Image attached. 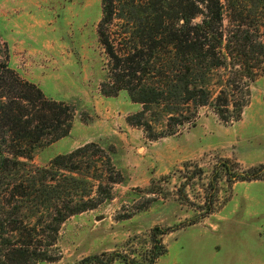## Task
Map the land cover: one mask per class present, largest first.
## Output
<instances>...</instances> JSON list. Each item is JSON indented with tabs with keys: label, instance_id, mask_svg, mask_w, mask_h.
<instances>
[{
	"label": "rangeland",
	"instance_id": "obj_1",
	"mask_svg": "<svg viewBox=\"0 0 264 264\" xmlns=\"http://www.w3.org/2000/svg\"><path fill=\"white\" fill-rule=\"evenodd\" d=\"M101 18L102 0H0V62L75 110L70 133L34 149L30 161L45 166L89 143L111 161L82 159L81 172L103 174L102 193L110 197L98 195L92 179L95 207L68 218L58 234L57 259L37 264H80L93 255L106 262L112 253L147 264L155 252V227L169 231L159 235L165 251L153 264H264V173L235 182L223 173L215 195L207 192L223 160L238 171L264 170V74L234 92L233 100L247 101L238 120L225 122L204 106L195 124L150 140L126 120L140 104L124 90L116 96L101 92L109 80ZM219 79L213 76V82ZM111 264L128 263L118 258Z\"/></svg>",
	"mask_w": 264,
	"mask_h": 264
},
{
	"label": "trees",
	"instance_id": "obj_2",
	"mask_svg": "<svg viewBox=\"0 0 264 264\" xmlns=\"http://www.w3.org/2000/svg\"><path fill=\"white\" fill-rule=\"evenodd\" d=\"M98 34L109 63L101 92L116 96L124 90L140 104L142 109L126 120L142 127L150 140L195 124L204 106H212L225 122L238 120L247 101L233 100L234 92L248 87L246 79L264 74V0H102ZM220 69L233 77L223 78ZM74 113L69 103L46 97L0 62V264L56 260L62 224L96 205L92 179L97 194L110 197L102 193L103 174L81 172L83 158L111 162L94 143L57 155L45 166L30 161L34 149L70 133ZM223 173L235 182L262 179L264 170L238 171L223 160L214 170L209 196L217 192ZM212 211L210 206L207 212ZM168 231L154 228L155 252L147 264L165 251L159 235ZM118 258L141 264L119 253L106 262L93 255L80 264H111Z\"/></svg>",
	"mask_w": 264,
	"mask_h": 264
}]
</instances>
